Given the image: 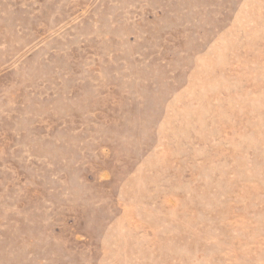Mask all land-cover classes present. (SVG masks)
<instances>
[{
    "label": "rangeland",
    "instance_id": "374dc122",
    "mask_svg": "<svg viewBox=\"0 0 264 264\" xmlns=\"http://www.w3.org/2000/svg\"><path fill=\"white\" fill-rule=\"evenodd\" d=\"M0 264H264V0H0Z\"/></svg>",
    "mask_w": 264,
    "mask_h": 264
}]
</instances>
